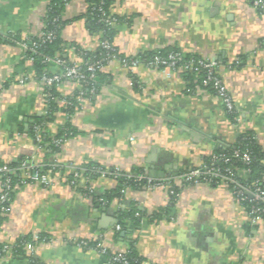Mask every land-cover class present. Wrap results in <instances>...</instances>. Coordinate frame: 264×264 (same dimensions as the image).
<instances>
[{"label":"crops","instance_id":"obj_1","mask_svg":"<svg viewBox=\"0 0 264 264\" xmlns=\"http://www.w3.org/2000/svg\"><path fill=\"white\" fill-rule=\"evenodd\" d=\"M52 2L0 0V164L24 159L34 167L59 165L45 174L49 187L36 182L17 187L0 226V246L13 248L29 237L36 248L24 255L0 251V264H31L29 256L37 264H114L94 248L76 243H94L99 236L113 254L133 244L143 264H264V218L250 223L229 184H187L183 178L189 170L206 168L216 151L235 147L243 135H253L264 149L260 1L112 0L110 12L122 20L114 37L121 55L135 58L177 48L215 61L235 117L230 118L215 93L189 91L180 74L145 65L127 70L113 62L102 70L106 81L93 97H77L73 113L67 109L79 84L58 87L60 110L47 132L52 138L65 129L72 134L58 154L39 148L31 136L36 119L47 111L48 94L27 55L29 41L45 30ZM87 13L85 0L69 1L61 37L69 46L93 51L100 47L102 35L91 32ZM67 55L80 63L71 49ZM58 59L49 62L51 74L64 69ZM91 165L141 176L150 184L125 189L123 200L110 206H94L68 183L74 174L69 166L83 175L81 168ZM239 177L248 178V173L240 171ZM88 182L99 195L117 187L112 178ZM172 190H179L177 199ZM137 209L140 224L117 230L120 213ZM160 211L162 216L155 220Z\"/></svg>","mask_w":264,"mask_h":264},{"label":"trees","instance_id":"obj_2","mask_svg":"<svg viewBox=\"0 0 264 264\" xmlns=\"http://www.w3.org/2000/svg\"><path fill=\"white\" fill-rule=\"evenodd\" d=\"M72 0H53L51 9L49 10L47 17L45 19V31H51L54 33V39L49 42H42L39 37L35 36L29 41V50L27 52L28 58L33 59L32 64V71L36 75L37 80H41L43 76H51L52 74L49 72V62L46 60L49 59H56L61 58L62 60L66 61L68 66L79 64L81 70L85 72L86 70V63H96L101 59H104L110 51L99 47L96 50L93 51H86L81 49L79 46L72 45L69 46V44L64 41L61 37V32L63 29V26L65 25V22L62 20V14L64 12L66 4ZM88 5V23L90 24V30L94 34H101L102 35V41L107 40L110 43L114 44V37L117 34V26H119L122 23V20L118 18V24L116 26H109L106 22L107 18L112 14L110 12V8L112 5V0H85ZM260 1L261 4H264V0H256ZM95 8V9H94ZM258 10L264 14V8L261 6H257ZM34 44H37V52H32L30 50L31 47H33ZM72 47H76V53L81 60L80 63H73L70 61L67 53L68 50ZM117 50V49H116ZM180 52L177 48H168V49H162L155 52H149L142 55H139L135 58H138L143 64L147 65L148 63L152 62L155 57H163L167 58L171 53ZM122 57H125L121 55ZM200 57L197 56H191V55H185L183 61L178 65V67H181L182 65L186 64L189 60L192 59H198ZM87 76H89L88 72H85ZM183 80L187 83L189 91H195L198 90V88H203L208 90L209 92L215 93L214 89H212L210 86L204 88L203 87V81L206 78V74L202 70H195L194 72L189 71H183L180 73ZM106 81V75L102 71H97L96 76L94 79L87 78V82L84 84H80V90H83L86 92L85 95L82 97H93L102 83ZM65 82V81H64ZM63 82V83H64ZM61 84H54L52 87H45L46 92L48 94L47 98V111L46 113L38 117L36 119L34 128L31 131V136L36 142V144L43 149L44 151H49L51 154H58L60 151V147L55 143V140L61 139L65 140L67 137H71L72 134L69 132L70 129H65L60 132V134L57 136V138H52V136L47 132V124L50 123L55 118V113L60 110L59 106L56 103V98L60 97V93L58 91V87L61 86ZM94 89V93L90 94V90ZM80 91L78 94L75 95V97L72 99L73 106L68 107L67 111L70 113H73L77 103L76 99L77 97H80ZM231 119H234V114H229ZM36 126H40L39 130H36ZM37 136L40 137L39 141H37ZM239 151L240 156L235 157V152ZM248 154L250 156V161L246 163V161L243 159V155ZM215 156L219 157H226L230 159L229 163H225L224 161L218 160L214 161L213 157L209 158L206 161V168H214L221 174L225 173L226 169H232L234 171V178L236 180L235 183H228L234 195L239 198V195L237 194L236 188L238 185H242L244 187L254 189L256 186L264 190V149L258 144L255 137L251 134H246L240 137L235 147L232 148H226L216 151ZM23 163L29 164L27 160L21 159L15 163L7 165L12 169L11 173H7L5 176L1 177V181H5L6 179L10 178L11 184H12V190L9 193L10 200L8 203H5L4 205H0V226L2 225L4 221V213L1 211L2 207L11 208L16 190L18 186L24 185L22 183L24 179V173L20 169L21 165ZM4 165L0 164V167H3ZM59 169V165L51 166L49 163H44L43 166H37L35 168H31L30 171L38 170L40 174H46L48 170L51 169ZM204 168V169H206ZM53 169V170H54ZM101 169L105 170L104 168L100 167L99 165H91L87 168H81V172H83V176L88 184H85V187H79L77 188V191L82 193V195L87 197H92L93 199V205H106L110 206L115 201H122L124 198V194L122 193L125 189H133V190H140V189H146L148 186V183L146 181L138 182L135 180V178L127 179V178H119L117 180V187L111 191L105 192L103 195H99L97 191L89 194L88 186L90 185L88 181L91 179H98L101 178V174L97 173L95 170ZM197 169V168H194ZM245 170L248 173V178H240L239 172ZM112 171V170H110ZM75 182V184L81 185L80 179L76 178L74 174L70 176L68 179V183ZM199 183L202 184H209V185H221V178H212V177H200ZM191 184V183H187ZM193 184V182H192ZM83 186V185H82ZM238 189H240L238 187ZM179 190L174 191L173 198L177 199ZM246 200L241 202L245 207L246 211L249 212L253 207H261L264 209V203L257 204L256 201L252 198L251 195H246ZM102 199L103 201H100ZM172 209V208H171ZM169 212L167 211V214ZM136 214H141L140 210H131L129 212L124 211L121 212L119 215V226L121 227L120 232H125L131 226H138L140 224L139 217L135 216ZM162 216V211L154 214V219L159 220V218ZM261 216L264 218V213L261 214ZM129 221V222H127ZM31 243L29 237L21 238L17 244L13 247V252L23 254L25 251V245ZM95 243L90 242L88 246L94 245ZM3 246H0V251L3 249ZM87 249V248H86ZM24 255V254H23ZM111 262L114 264H125L124 262L115 261L113 259V254L106 255ZM28 259L30 260L31 264H37V260L33 256H29ZM126 260L127 264H143V259L139 256L136 247L132 244L126 251Z\"/></svg>","mask_w":264,"mask_h":264},{"label":"built area","instance_id":"obj_3","mask_svg":"<svg viewBox=\"0 0 264 264\" xmlns=\"http://www.w3.org/2000/svg\"><path fill=\"white\" fill-rule=\"evenodd\" d=\"M257 6H261L264 8V4H261L260 2H257ZM95 9V8H94ZM107 24L109 26H116L118 24V18L111 14L107 20ZM39 39L42 42H49L54 39V33L51 31H45L42 30L40 31L37 35ZM100 47L110 51V53L104 58L99 60L96 63H86V70L85 72L89 73V76L86 75L85 72H83L79 66V64H74L71 66H68L67 62L58 59V63H60L64 69L62 70L61 73L59 74H52L51 76H43L40 80V84L44 87H52L54 84H61L64 81L65 82H75L77 84H85L87 82V78L89 77L90 79H94L96 76L97 71H102L106 66L113 62H119L121 66L127 70H135L136 68L140 67L143 64L138 58H130V57H122L121 54L116 50L114 44L110 43L107 40H103L100 44ZM32 52H37V44H34L33 47L30 48ZM71 50L76 53V47H72ZM77 54V53H76ZM185 54L182 52H176V53H171L167 58L163 57H155V59L145 65L148 68L151 69H167L169 72L173 74H180L183 71H189V72H194L195 70H202L206 74V78L203 81V87L206 88L210 86L212 89L215 91V95L225 104L228 113L229 114H234L235 113V106L232 101V98L230 97L226 86L222 80V76L219 71V66L218 64L210 59H205V58H198V59H192L189 60L186 64L182 65L181 67H178V65L183 61ZM33 60V59H32ZM48 62H51V59L47 58L46 59ZM206 90V89H204ZM94 89H91L89 92L90 94L94 93ZM86 92L83 90H80V97L85 95ZM40 126H36V130H39ZM37 141H39L40 137L37 136ZM55 143L58 146H61L63 143V140L58 139L55 140ZM40 148V147H39ZM235 157L240 156V152L237 151L234 154ZM243 159L248 163L250 161V156L248 154L243 155ZM214 161H224L225 163H229L230 159L226 157H219V156H213ZM31 168H35L32 164H27L23 163L20 167L22 172L25 174L24 179L22 181L23 184L27 183H40L44 187H49L50 186V181L48 180L47 176L45 174H40L38 170L30 171ZM71 170L74 171V175L76 178L80 179L81 185L75 184V182H71L70 185L73 186L74 188H79V187H85V184H88L87 181H82L84 180V176L82 173L79 172V170L76 167L69 166ZM97 173L101 174L102 178H112L114 180H118L119 178H135L136 181L142 182L146 181L144 177L141 176H134L132 174H126L123 173L119 170H101V169H96L95 170ZM14 172L12 169L8 166H3L0 167V205H4L5 203H8L10 200L9 193L12 190V184L10 178L6 179L5 181H1V177L5 176L7 173ZM234 171L232 169H226L224 174H221L214 168H206V169H192L189 170L188 172L184 173V180L187 183H199V178L200 177H212V178H221V185L222 184H228L230 183H235L236 180L234 178ZM83 182V183H82ZM147 182V181H146ZM150 184V182H148ZM83 185V186H82ZM238 187L240 189H238ZM236 188L237 194L239 195L238 200L240 202H243L246 200L245 194H250L254 201L257 202V204L264 203V190H262L259 187H255L254 189H250L244 186L238 185ZM89 194L95 192L96 190L89 185ZM174 194V191L172 190L171 192ZM86 198L90 199L91 202H93L92 197H87ZM100 201H103L100 199ZM11 208L7 207H2L1 211L4 213V215L8 214L10 212ZM264 213V209L261 207H253L249 212H247L248 219L250 223L252 224H258L263 217L261 214ZM117 230H121V227L119 225L116 226ZM38 240V238H37ZM95 244L94 247L88 246V244L91 242L88 240H80L77 241V245L80 248H87L91 249L94 248L96 251L100 252L102 255H108V254H113L110 252L109 248L106 247L103 242H102V237H96L94 240ZM35 245L33 243H28L25 245V250L31 254L35 250ZM2 253L4 254H10L13 252V248L11 246H4V248L1 250ZM113 259L115 261H120L124 262L127 264L126 260V252H118L113 254Z\"/></svg>","mask_w":264,"mask_h":264}]
</instances>
